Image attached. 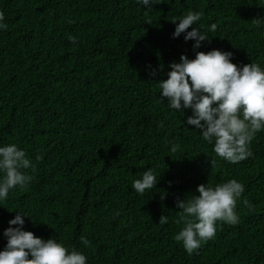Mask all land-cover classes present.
<instances>
[{
	"label": "trees",
	"instance_id": "trees-1",
	"mask_svg": "<svg viewBox=\"0 0 264 264\" xmlns=\"http://www.w3.org/2000/svg\"><path fill=\"white\" fill-rule=\"evenodd\" d=\"M190 10L201 18L187 31L207 37L195 50L186 33L173 38V20ZM0 12V147L16 145L34 166L21 170L31 182L0 199V251L19 213L22 230L86 264H264V130L251 156L229 163L187 124L193 111L169 108L158 86L197 51L231 52L238 67L264 71V22L252 23L264 21V0H0ZM149 169L157 184L138 194L132 183ZM230 180L244 187L237 222L217 221L189 255L174 239L184 227L177 199Z\"/></svg>",
	"mask_w": 264,
	"mask_h": 264
},
{
	"label": "clouds",
	"instance_id": "clouds-1",
	"mask_svg": "<svg viewBox=\"0 0 264 264\" xmlns=\"http://www.w3.org/2000/svg\"><path fill=\"white\" fill-rule=\"evenodd\" d=\"M138 3L149 8L155 0H138ZM200 18V14L190 10L178 21L174 19L173 38L186 33L185 41L194 40V50L199 49L202 42L207 41L206 35L199 28L187 30ZM3 20L4 14L0 12V29L6 30L8 25L2 23ZM262 22L260 19L252 20L256 25ZM216 27L213 24L210 30L215 31ZM69 40L73 44L77 42L75 37H69ZM231 58V52L220 50L197 51L195 59L182 55L179 63L169 65L168 78L160 81L158 86L161 102L167 98L169 108L176 111L191 109L193 116L188 118L187 124L200 130L203 140L209 144L214 140L216 156L236 164L252 155L249 145L256 133L264 130V71L255 63L238 67L231 62ZM151 75L155 76L156 71L153 70ZM177 148L174 145L171 151L175 153ZM210 163L214 167L215 161ZM29 168L34 170L23 150L14 144L0 147V172H3L0 199H6L10 189L24 187L31 182L32 176L21 171ZM156 184V176L149 169L143 172L141 179L133 181L132 187L143 195L145 190L155 188ZM196 192L198 195L176 201L180 210L177 223H183L184 227L174 239L182 242L189 255L201 246V242L215 236L217 221L237 222L235 209L244 187L236 180H230L215 187L201 184ZM244 204L248 206L246 199ZM24 216L17 213L9 221V227L3 233L7 244L0 251V264H86L87 258L74 248L69 251L54 239L45 241L32 232L22 230ZM166 223L168 218L162 215L159 224ZM80 241L85 246L90 244L84 236L80 237Z\"/></svg>",
	"mask_w": 264,
	"mask_h": 264
}]
</instances>
